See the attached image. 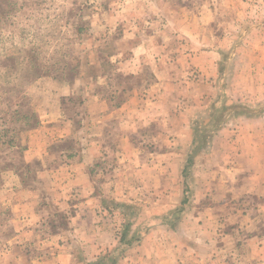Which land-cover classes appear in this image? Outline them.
Wrapping results in <instances>:
<instances>
[{"label": "rangeland", "instance_id": "obj_1", "mask_svg": "<svg viewBox=\"0 0 264 264\" xmlns=\"http://www.w3.org/2000/svg\"><path fill=\"white\" fill-rule=\"evenodd\" d=\"M0 264H264V0H0Z\"/></svg>", "mask_w": 264, "mask_h": 264}]
</instances>
